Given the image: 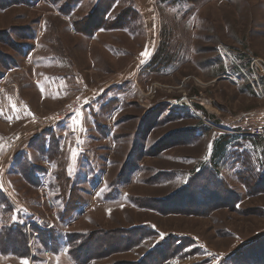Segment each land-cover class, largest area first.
Wrapping results in <instances>:
<instances>
[{
	"label": "rangeland",
	"instance_id": "1",
	"mask_svg": "<svg viewBox=\"0 0 264 264\" xmlns=\"http://www.w3.org/2000/svg\"><path fill=\"white\" fill-rule=\"evenodd\" d=\"M7 226L0 264H264V0H0Z\"/></svg>",
	"mask_w": 264,
	"mask_h": 264
},
{
	"label": "trees",
	"instance_id": "2",
	"mask_svg": "<svg viewBox=\"0 0 264 264\" xmlns=\"http://www.w3.org/2000/svg\"><path fill=\"white\" fill-rule=\"evenodd\" d=\"M22 233L23 232H22L21 227H18L17 229H13L12 227L7 226L3 229V231H0L1 250L3 249V251L8 252V250H10V248H11L10 246L13 247L12 249H14V248L18 249L19 248L18 245L22 246V249L24 250L25 249V244H24L25 240H24V235ZM3 238H5L6 240L4 241ZM17 240H18V242H17ZM17 252H19V251L17 250Z\"/></svg>",
	"mask_w": 264,
	"mask_h": 264
},
{
	"label": "built area",
	"instance_id": "3",
	"mask_svg": "<svg viewBox=\"0 0 264 264\" xmlns=\"http://www.w3.org/2000/svg\"><path fill=\"white\" fill-rule=\"evenodd\" d=\"M186 99H187V98H186ZM186 99L183 98L182 101L188 103V102L186 101ZM75 108L77 109L78 107L76 106V107H74L72 110H74Z\"/></svg>",
	"mask_w": 264,
	"mask_h": 264
}]
</instances>
